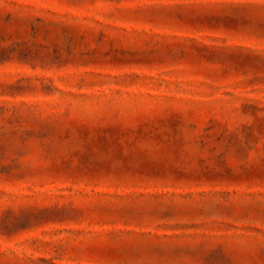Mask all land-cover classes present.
<instances>
[{
  "label": "rangeland",
  "instance_id": "rangeland-1",
  "mask_svg": "<svg viewBox=\"0 0 264 264\" xmlns=\"http://www.w3.org/2000/svg\"><path fill=\"white\" fill-rule=\"evenodd\" d=\"M0 264H264V0H0Z\"/></svg>",
  "mask_w": 264,
  "mask_h": 264
}]
</instances>
